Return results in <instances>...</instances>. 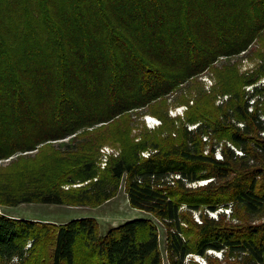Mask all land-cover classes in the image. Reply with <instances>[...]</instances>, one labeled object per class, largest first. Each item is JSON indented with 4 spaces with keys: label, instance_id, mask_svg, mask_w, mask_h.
Masks as SVG:
<instances>
[{
    "label": "trees",
    "instance_id": "1",
    "mask_svg": "<svg viewBox=\"0 0 264 264\" xmlns=\"http://www.w3.org/2000/svg\"><path fill=\"white\" fill-rule=\"evenodd\" d=\"M256 43L251 72L216 66ZM211 68L212 92L175 125L166 99ZM262 77L264 0H0V207H96L124 178L131 206L166 228L168 264L208 250L223 254L211 264H264ZM141 109L163 124L133 133ZM106 145L119 151L101 167ZM223 207L229 218L208 213ZM15 259L162 264L149 217L102 234L93 217L48 223L0 210V264Z\"/></svg>",
    "mask_w": 264,
    "mask_h": 264
},
{
    "label": "rangeland",
    "instance_id": "2",
    "mask_svg": "<svg viewBox=\"0 0 264 264\" xmlns=\"http://www.w3.org/2000/svg\"><path fill=\"white\" fill-rule=\"evenodd\" d=\"M258 43V42H257ZM255 44L248 51L239 54L238 56L231 57L230 59L221 58L216 63V66H220L224 61H231L237 64L240 72H251L255 65L261 61L260 57L256 55V50L260 47L259 44ZM216 83V75L214 70L208 69L197 76L194 80H188L182 86H180L175 92L166 99V108L162 107V112L166 113L169 118L174 119L175 125L180 124L178 117L183 120L185 117L186 110L189 105L193 103V97L197 96L201 91L207 93L212 92V89ZM254 85H264V77L257 80ZM254 85H246L245 89L248 91L253 90ZM190 98L189 103H182V99ZM228 95L223 96L218 95L216 98V104H220L223 100L227 99ZM263 99V97H262ZM160 105L163 106V102H160ZM261 105V104H260ZM134 125L132 132L136 133L139 131V128L142 125H145L149 130L160 127L163 124V119L157 114L150 112L148 109H141L138 112H134L132 115ZM146 117H150L152 123L148 125ZM177 118V120H176ZM196 124H188L189 128L195 127ZM165 131L163 134H166ZM138 138H136L137 140ZM104 151L106 156L113 152H118L119 149L112 147L110 145L103 146L101 149ZM101 153L103 154V152ZM142 153L145 155L147 151ZM216 156H220V153L217 151ZM104 158V156H103ZM103 160V159H102ZM105 164H101L103 167ZM206 181H200L198 183L191 184L192 186L203 184ZM1 211H4L8 214H12L17 217H23L28 219H37L42 220L48 223H62L73 218L80 217H93L97 220L100 233H105L114 226H117L121 223H124L127 220L135 218H151L158 226L159 239H160V250L162 255V264H168L166 258V228L161 222H159L152 214L149 212L134 208L129 203L128 195L126 192L125 179L123 178L120 188L117 194L104 202L103 204L92 207V206H69V205H60V204H49V203H24L17 206H2L0 207ZM205 210V209H204ZM224 211L228 218L231 214L230 208H219L217 211H209V215L215 217L219 212ZM193 216L196 220L199 219V212L195 211ZM29 246V245H27ZM208 259L202 257L198 254H191L187 258V262L192 259L195 264H211L209 257L217 258L218 260L223 259V254L220 251L208 250ZM16 259L14 262L8 264H16Z\"/></svg>",
    "mask_w": 264,
    "mask_h": 264
},
{
    "label": "built area",
    "instance_id": "3",
    "mask_svg": "<svg viewBox=\"0 0 264 264\" xmlns=\"http://www.w3.org/2000/svg\"><path fill=\"white\" fill-rule=\"evenodd\" d=\"M146 120H147V123H148V125L150 124V123H152V119L150 118V117H146ZM103 152V156H104V158H102L103 160V164H105V160H106V154H104V151H102Z\"/></svg>",
    "mask_w": 264,
    "mask_h": 264
}]
</instances>
